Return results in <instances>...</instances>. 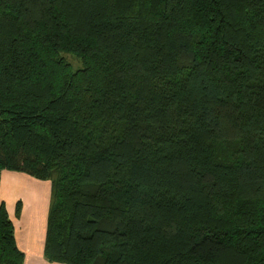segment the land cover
<instances>
[{
  "label": "trees",
  "instance_id": "16d2710c",
  "mask_svg": "<svg viewBox=\"0 0 264 264\" xmlns=\"http://www.w3.org/2000/svg\"><path fill=\"white\" fill-rule=\"evenodd\" d=\"M3 170L49 264H264V0H0Z\"/></svg>",
  "mask_w": 264,
  "mask_h": 264
},
{
  "label": "rangeland",
  "instance_id": "374dc122",
  "mask_svg": "<svg viewBox=\"0 0 264 264\" xmlns=\"http://www.w3.org/2000/svg\"><path fill=\"white\" fill-rule=\"evenodd\" d=\"M65 57L66 60L74 67H72L73 69L79 67L78 62L75 59L71 58L72 56L67 55ZM27 179L28 178L24 176L21 180L6 182L4 181L5 184H8L9 186H7L6 189L3 190V192L1 191L2 195H0V202L1 200L4 201L5 209L7 211L9 219L14 226L15 233L19 230L21 233L22 224L25 223V225H27V222L29 220L40 219L41 222L42 220H44L45 224L47 221L50 192L47 193L45 189H40L35 192L28 185H26L28 181ZM4 182L2 183V186L4 185ZM0 189H2L1 185ZM39 192L42 193V197L40 198ZM35 200L38 201L35 202ZM17 205L20 206V213L18 216H16L15 214ZM41 222L36 223V225H34V229L32 230V234H34L37 238L40 235V230H38V228L42 227ZM27 226V228H30L31 226H33V224H28Z\"/></svg>",
  "mask_w": 264,
  "mask_h": 264
},
{
  "label": "crops",
  "instance_id": "0c3cea01",
  "mask_svg": "<svg viewBox=\"0 0 264 264\" xmlns=\"http://www.w3.org/2000/svg\"><path fill=\"white\" fill-rule=\"evenodd\" d=\"M24 176L28 178L26 185H28L35 192H37L40 189H45L47 193L50 192V185L48 182L36 180L23 173L3 170L0 174V185L2 187V189H0V195H2L1 191L3 192V190L6 189L7 186H9L8 184H5L6 181L21 180ZM3 182H4V185L2 186ZM40 197H42V193L39 192V198ZM37 201L38 200H35V202ZM0 203L4 204V201L1 200ZM42 207H43V204H42ZM38 222H41V220L40 219L29 220L27 222V225L33 224V226H31L30 228H27L28 226L25 225V223H23L22 232L20 233V230H19L18 232L14 233L17 248L21 252H23L25 256L23 264H49L43 258V240H44L45 227H46L44 220H42L41 222L42 227L38 228V230H40L39 237L37 238L35 237L34 234H32L34 225H36V223Z\"/></svg>",
  "mask_w": 264,
  "mask_h": 264
}]
</instances>
